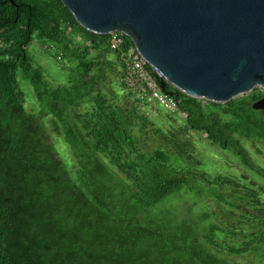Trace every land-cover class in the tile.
I'll return each instance as SVG.
<instances>
[{"label": "trees", "instance_id": "16d2710c", "mask_svg": "<svg viewBox=\"0 0 264 264\" xmlns=\"http://www.w3.org/2000/svg\"><path fill=\"white\" fill-rule=\"evenodd\" d=\"M35 39L72 61L66 82L47 80L28 50ZM133 44L125 35L112 48L108 34L84 28L62 0H0V264H264V165L246 145L264 141V111L252 107L264 90L214 102L167 83L179 112L159 105L153 120L205 133L262 184L217 177L239 186L230 197L185 168L189 141H176L180 154L169 144L147 149L151 115L125 81L122 56ZM19 73L35 89L38 113L26 109ZM49 115L72 150L74 174L45 130ZM150 131L178 138L160 126ZM203 188L255 221L243 239L220 242L235 233L206 211L200 219L158 211L168 198Z\"/></svg>", "mask_w": 264, "mask_h": 264}, {"label": "water", "instance_id": "95a60500", "mask_svg": "<svg viewBox=\"0 0 264 264\" xmlns=\"http://www.w3.org/2000/svg\"><path fill=\"white\" fill-rule=\"evenodd\" d=\"M62 1L87 30L127 34L170 95L167 83L214 102L264 88V0Z\"/></svg>", "mask_w": 264, "mask_h": 264}, {"label": "rangeland", "instance_id": "374dc122", "mask_svg": "<svg viewBox=\"0 0 264 264\" xmlns=\"http://www.w3.org/2000/svg\"><path fill=\"white\" fill-rule=\"evenodd\" d=\"M28 50L33 56L36 63L40 64L45 69V76L47 80L55 85L58 83L66 82L68 78L69 66L71 67L72 61L59 59L60 51L57 47L50 46L49 43H44L38 39H35L29 44ZM19 84L25 95V106L30 112L38 113L41 108V104L36 96L35 89L32 83L24 77L22 73H19ZM261 89V86H255L252 90L243 93L238 96H246L250 94L253 90ZM142 108H145L149 118L150 123L148 130L143 138L144 144H146L147 149L155 148L157 146H166L169 144V150L172 153L180 154V148L176 141H180L182 144H189L188 149V160H186L184 166L191 170L192 175H198V181L205 182L208 185L215 186V188L220 193H226L230 197L234 195V192L239 191V186L224 185L223 182L217 181V177L235 176L237 181L238 175L245 177L251 183L258 184L262 186L259 179L244 166L243 162L231 151L220 148L218 145L213 144L207 139L206 134L199 131H194L183 126L180 129V124L175 121L174 124H157L153 122L154 118L159 116L158 107L159 104L153 98L144 101L141 104ZM53 116L49 115L44 118L42 122L45 125V130L49 133V138L56 147L57 152L64 160L70 171L74 174L76 169V161L74 155L65 137L61 133L56 132L51 126V118ZM152 118V119H151ZM174 120V119H173ZM173 123V122H172ZM161 127L163 130H167L169 133L178 132V138H173L171 134V141L169 138L164 136L158 137L150 130H156L157 127ZM183 130V131H182ZM247 147L256 163L264 165V141H259L256 143L246 142ZM186 149V150H187ZM185 150V151H186ZM192 154V156H189ZM207 165L209 170H205L197 167V165ZM209 171V172H208ZM213 173V174H212ZM215 174H217L215 176ZM212 179L213 182L208 180ZM213 188H203L200 192L187 191L182 193L178 197L168 198L162 205L160 204L157 208L158 211H162L164 214L169 216H176L178 214L185 213L186 211L191 212V216L200 219L202 211H206L211 214L210 221L217 223L226 230L234 231L235 235L222 234V237L218 240L225 243V239L230 241L241 240L245 237L246 233L251 231L252 224L254 220L248 218H240L239 212L235 211L231 207L227 206L223 202L218 201L210 192ZM241 189V188H240ZM161 207V208H159ZM177 217V216H176ZM205 223V222H204Z\"/></svg>", "mask_w": 264, "mask_h": 264}, {"label": "built area", "instance_id": "2783aa9c", "mask_svg": "<svg viewBox=\"0 0 264 264\" xmlns=\"http://www.w3.org/2000/svg\"><path fill=\"white\" fill-rule=\"evenodd\" d=\"M108 35L112 48L118 49L124 44L125 35L127 34L120 31H112ZM58 57L60 58V55ZM122 58L126 63L125 81L132 93L147 102L150 98H153L156 103L170 112H179L176 99L161 88L160 80H157L149 68L151 65L135 44L129 46L123 52ZM154 71L161 79V74L155 69ZM182 114L184 115V113Z\"/></svg>", "mask_w": 264, "mask_h": 264}]
</instances>
